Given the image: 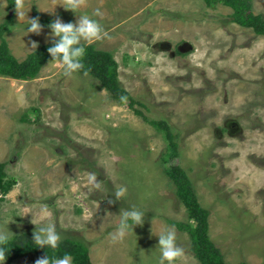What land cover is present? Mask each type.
<instances>
[{
    "label": "rangeland",
    "instance_id": "374dc122",
    "mask_svg": "<svg viewBox=\"0 0 264 264\" xmlns=\"http://www.w3.org/2000/svg\"><path fill=\"white\" fill-rule=\"evenodd\" d=\"M24 2L28 19L79 18L64 0ZM251 4L264 14V0ZM96 9L107 35L86 44L112 52L119 84L136 103H117L89 74L66 77L59 62H46L32 79L0 76V163L11 182L0 192V226L15 216L14 239L33 234L31 213L46 207L61 241L82 243L91 264H156V235L174 224L184 251L177 264H201L189 232L175 223H193L166 172L178 165L224 262L264 264V35L232 22L221 2L81 0L80 14ZM10 15L0 40L19 61L31 41H54L49 23L41 35H26L19 28L26 18L0 0V24ZM150 120L173 135L169 162V138ZM90 173L103 182L100 191H90ZM119 187L123 200L114 196ZM130 206L145 211L144 223L114 242L120 210ZM38 258L24 254L11 264Z\"/></svg>",
    "mask_w": 264,
    "mask_h": 264
},
{
    "label": "trees",
    "instance_id": "16d2710c",
    "mask_svg": "<svg viewBox=\"0 0 264 264\" xmlns=\"http://www.w3.org/2000/svg\"><path fill=\"white\" fill-rule=\"evenodd\" d=\"M12 6L14 0H7ZM207 5H215L221 2L224 6L232 9V22L246 28H251L255 34L264 35V14H255L252 11L251 0H204ZM50 19H41L40 22L50 23ZM13 22V16L10 15L0 24V36L7 30L9 24ZM54 41L49 43H41L39 47L30 52L25 59L19 61L10 51L9 45L4 38L0 40V76L10 77L19 80H27L34 78L41 67L51 61V57L47 52V48ZM86 55L84 63L86 69H90L89 75L97 79L100 85L111 94L113 100L117 103H125L133 106L136 101L120 86L118 81L117 63L112 52L97 49L93 44H85ZM124 99H121V98ZM136 113L142 114L139 110L134 109ZM143 116V115H142ZM144 117V116H143ZM150 124L164 130L169 138V162L176 157V142H174L168 125L164 121H148ZM4 165L0 163V192L5 194L11 187V182H5ZM168 176L173 177L177 186V195L188 209V214L193 223L175 222L180 230H187L191 238V249L201 264H229L225 263L220 251L213 245L207 235V212L198 204L196 196L191 191L190 181L186 174L178 165H170L166 169ZM0 197V202H1ZM31 233H23L13 240L9 249L5 264L19 258L24 254L33 253L39 257H44L47 252L50 257H62L65 253L70 254L73 258L72 264H91L88 256V249L82 243L70 240L60 241L59 247L53 249H41L32 245ZM243 264V263H241Z\"/></svg>",
    "mask_w": 264,
    "mask_h": 264
},
{
    "label": "clouds",
    "instance_id": "9594fccd",
    "mask_svg": "<svg viewBox=\"0 0 264 264\" xmlns=\"http://www.w3.org/2000/svg\"><path fill=\"white\" fill-rule=\"evenodd\" d=\"M62 6L66 10H72L77 13L79 18L73 22H63L57 17L51 21L47 28L50 30L47 36L54 40L51 46L47 48V52L51 57L52 62H59L63 66L64 75L72 77L75 74L83 73L87 76L90 69H86L84 58L86 55V43L99 41L107 34L103 24L97 17H102L103 13L100 9L94 10L91 14H80L81 0H64ZM15 11L19 20L26 18L24 0H15ZM4 12V10H3ZM5 13V12H4ZM27 23L19 25L26 35L28 33L41 35L44 25L41 24L39 17L31 19L26 18ZM31 49L36 50L39 43L31 41ZM121 99H124L123 97ZM88 184L91 190L100 191L102 189V181H98L94 173L88 175ZM126 188L119 187L114 190L116 200H123L126 196ZM111 203V201H109ZM23 215H16L23 217ZM31 223L35 225V230L32 237V245L41 249H57L61 241V235L57 231L56 225L49 220L51 213L47 208H41L35 215L31 213ZM119 225L115 232L111 234L112 240L122 241L130 234H134L133 229L136 226L143 225L145 211L137 206L120 210ZM15 217V216H14ZM8 221L5 226H0V264H5L9 249L12 246L14 236L8 229V224L13 218ZM158 244L155 250H158L159 257L156 264H177L183 256L184 251L177 243V229L174 224L169 225L164 231L158 235ZM73 258L70 254L65 253L62 257H50L47 255L38 258L35 264H72Z\"/></svg>",
    "mask_w": 264,
    "mask_h": 264
},
{
    "label": "bare ground",
    "instance_id": "6f19581e",
    "mask_svg": "<svg viewBox=\"0 0 264 264\" xmlns=\"http://www.w3.org/2000/svg\"><path fill=\"white\" fill-rule=\"evenodd\" d=\"M109 225V224H108Z\"/></svg>",
    "mask_w": 264,
    "mask_h": 264
}]
</instances>
